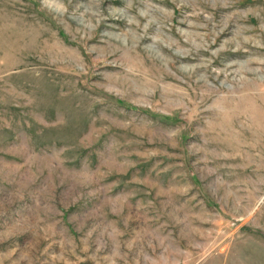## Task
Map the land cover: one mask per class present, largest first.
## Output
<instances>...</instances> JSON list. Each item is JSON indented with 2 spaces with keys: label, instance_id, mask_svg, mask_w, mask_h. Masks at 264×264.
<instances>
[{
  "label": "rangeland",
  "instance_id": "obj_1",
  "mask_svg": "<svg viewBox=\"0 0 264 264\" xmlns=\"http://www.w3.org/2000/svg\"><path fill=\"white\" fill-rule=\"evenodd\" d=\"M0 264H264V0H0Z\"/></svg>",
  "mask_w": 264,
  "mask_h": 264
}]
</instances>
